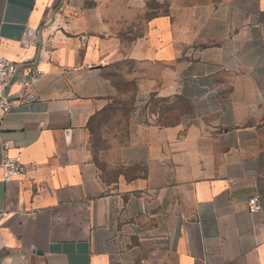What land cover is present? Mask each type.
<instances>
[{"label":"crops","instance_id":"0c3cea01","mask_svg":"<svg viewBox=\"0 0 264 264\" xmlns=\"http://www.w3.org/2000/svg\"><path fill=\"white\" fill-rule=\"evenodd\" d=\"M60 2L0 0L19 70L0 164L7 144L30 167L0 170V264H264V0H168L130 41L103 16H47ZM126 63L130 135L97 154ZM154 95L188 110L161 126Z\"/></svg>","mask_w":264,"mask_h":264},{"label":"rangeland","instance_id":"374dc122","mask_svg":"<svg viewBox=\"0 0 264 264\" xmlns=\"http://www.w3.org/2000/svg\"><path fill=\"white\" fill-rule=\"evenodd\" d=\"M60 10L68 19L88 17L96 19L97 16H103L102 25L108 28V30L105 28V31L130 41L132 38L143 35L145 23L149 18L168 12L169 2L168 0H61L60 5L49 7L46 15L51 17L53 12L58 13ZM127 68H130V64L126 63V68H119V72H114L115 81L124 94L111 109L100 116L94 125L97 154L112 141L113 137L117 139L115 143L125 144L128 141L130 135L128 116L134 97L133 85L126 81L122 73ZM158 105L161 109L153 110L157 122L161 118L173 119L172 122L174 120L176 122L182 112L188 110L186 105L177 102ZM96 159L100 161L99 156H96Z\"/></svg>","mask_w":264,"mask_h":264},{"label":"built area","instance_id":"2783aa9c","mask_svg":"<svg viewBox=\"0 0 264 264\" xmlns=\"http://www.w3.org/2000/svg\"><path fill=\"white\" fill-rule=\"evenodd\" d=\"M18 74V65L5 57H0V111L7 114L12 109V103L6 94L7 88ZM10 146L5 144L2 149V161L0 164L2 180L10 183L24 175L30 169L29 165L23 160L21 154L12 155ZM248 208L255 213L261 209L260 201L257 196L249 199Z\"/></svg>","mask_w":264,"mask_h":264},{"label":"trees","instance_id":"16d2710c","mask_svg":"<svg viewBox=\"0 0 264 264\" xmlns=\"http://www.w3.org/2000/svg\"><path fill=\"white\" fill-rule=\"evenodd\" d=\"M160 103V105H165V100H161V99H158L155 95L152 97V100H151V105H150V111L152 114L153 113V110L154 109H161V106H159L158 104ZM177 103H180L181 105H185V104H182L181 102H177ZM155 115V114H154ZM173 119H169V118H161V120L158 122L159 125L161 126H170V125H174L176 124L179 120H177L175 122H172ZM91 131H92V134H93V139H94V124H91ZM93 148L95 149L96 151V147H95V142L93 140ZM97 162L99 163V166L102 167V164L97 160Z\"/></svg>","mask_w":264,"mask_h":264},{"label":"water","instance_id":"95a60500","mask_svg":"<svg viewBox=\"0 0 264 264\" xmlns=\"http://www.w3.org/2000/svg\"><path fill=\"white\" fill-rule=\"evenodd\" d=\"M18 71H19V70H18ZM16 76H17V75H16ZM16 76H15V78H16ZM15 78H14V79H15ZM11 84H12V83H11Z\"/></svg>","mask_w":264,"mask_h":264}]
</instances>
